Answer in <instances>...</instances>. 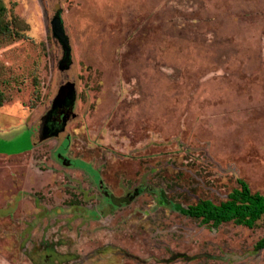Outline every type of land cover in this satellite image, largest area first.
I'll return each mask as SVG.
<instances>
[{
    "label": "rangeland",
    "instance_id": "obj_1",
    "mask_svg": "<svg viewBox=\"0 0 264 264\" xmlns=\"http://www.w3.org/2000/svg\"><path fill=\"white\" fill-rule=\"evenodd\" d=\"M4 5L25 36L0 40V264H264V218L213 228L155 194L264 192V0ZM66 83L64 130L39 141Z\"/></svg>",
    "mask_w": 264,
    "mask_h": 264
},
{
    "label": "trees",
    "instance_id": "obj_2",
    "mask_svg": "<svg viewBox=\"0 0 264 264\" xmlns=\"http://www.w3.org/2000/svg\"><path fill=\"white\" fill-rule=\"evenodd\" d=\"M18 19L13 15L7 18V10L4 0H0V40H13L23 38L25 27L19 25ZM7 97L0 91V105L6 102ZM70 107H60L57 109L54 117L58 112H65L63 121L67 120V112ZM68 146L69 138H66ZM63 160H65L63 158ZM75 166V165H73ZM237 187L233 188L226 198L217 203L209 199H200L191 205H182L180 203L169 200L162 190L155 194L159 201L164 205L170 206L173 210L179 212L183 216L198 220L201 224L217 228L225 223H233L237 226H243L252 229L257 222L264 218V192H254L243 179H236ZM125 200V199H124ZM256 250L264 249V236H262L255 244Z\"/></svg>",
    "mask_w": 264,
    "mask_h": 264
},
{
    "label": "water",
    "instance_id": "obj_3",
    "mask_svg": "<svg viewBox=\"0 0 264 264\" xmlns=\"http://www.w3.org/2000/svg\"><path fill=\"white\" fill-rule=\"evenodd\" d=\"M51 30L52 36L57 40L60 44L62 52H63V59L59 64L60 71H65L69 68L70 65V46L68 38L64 32L62 26V20L60 17L59 8H56L55 15L51 22ZM75 101V92L73 85L71 83H66L59 88L58 95L53 99L52 104L46 115L43 117L39 132H38V139L39 141H43L52 137H56L59 133L64 130L65 127V120L63 121L62 125L58 128L49 127L48 123L50 122L52 116H54L57 112V109L60 107H72ZM66 161V162H65ZM63 163L67 166H72L74 162H70L68 160H63Z\"/></svg>",
    "mask_w": 264,
    "mask_h": 264
},
{
    "label": "flooded vegetation",
    "instance_id": "obj_4",
    "mask_svg": "<svg viewBox=\"0 0 264 264\" xmlns=\"http://www.w3.org/2000/svg\"><path fill=\"white\" fill-rule=\"evenodd\" d=\"M64 114H65V113H63V112H62V113L58 112L56 117L52 116L50 122L48 123V126H49L50 128H51V127L57 128V126H59V124H61V121H62V118H63ZM63 158H64V157L61 156V159H62V160H63ZM64 159H65V158H64ZM98 187H99V189H102V190L105 188V187L103 186V184H102L100 178H99V182H98ZM142 190H143V189H142ZM103 192H104V194H105V200L108 202V204H109L112 208H114L115 205L113 204V202H112V200H111V196H110V194L107 193L106 191H103ZM116 206H118V205H116Z\"/></svg>",
    "mask_w": 264,
    "mask_h": 264
}]
</instances>
